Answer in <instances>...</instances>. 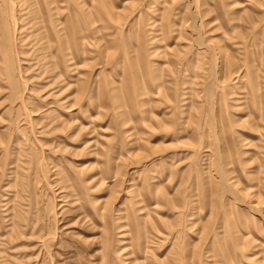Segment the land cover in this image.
I'll return each instance as SVG.
<instances>
[{
    "label": "rangeland",
    "instance_id": "obj_1",
    "mask_svg": "<svg viewBox=\"0 0 264 264\" xmlns=\"http://www.w3.org/2000/svg\"><path fill=\"white\" fill-rule=\"evenodd\" d=\"M0 264H264V0H0Z\"/></svg>",
    "mask_w": 264,
    "mask_h": 264
}]
</instances>
